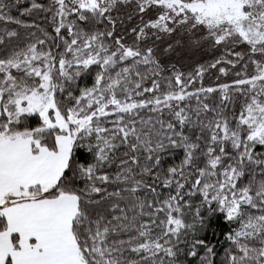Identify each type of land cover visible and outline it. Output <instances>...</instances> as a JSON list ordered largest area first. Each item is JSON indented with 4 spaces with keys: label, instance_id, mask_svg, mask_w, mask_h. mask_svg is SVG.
<instances>
[{
    "label": "snow or ice",
    "instance_id": "obj_1",
    "mask_svg": "<svg viewBox=\"0 0 264 264\" xmlns=\"http://www.w3.org/2000/svg\"><path fill=\"white\" fill-rule=\"evenodd\" d=\"M0 264H264V0H0Z\"/></svg>",
    "mask_w": 264,
    "mask_h": 264
}]
</instances>
